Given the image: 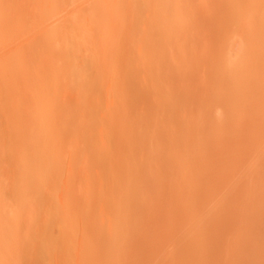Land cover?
<instances>
[{
  "label": "rangeland",
  "instance_id": "obj_1",
  "mask_svg": "<svg viewBox=\"0 0 264 264\" xmlns=\"http://www.w3.org/2000/svg\"><path fill=\"white\" fill-rule=\"evenodd\" d=\"M0 264H264V0H0Z\"/></svg>",
  "mask_w": 264,
  "mask_h": 264
}]
</instances>
